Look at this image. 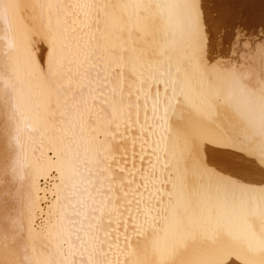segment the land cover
I'll return each instance as SVG.
<instances>
[{
	"label": "bare ground",
	"instance_id": "obj_1",
	"mask_svg": "<svg viewBox=\"0 0 264 264\" xmlns=\"http://www.w3.org/2000/svg\"><path fill=\"white\" fill-rule=\"evenodd\" d=\"M264 0H0V264H264Z\"/></svg>",
	"mask_w": 264,
	"mask_h": 264
},
{
	"label": "snow or ice",
	"instance_id": "obj_2",
	"mask_svg": "<svg viewBox=\"0 0 264 264\" xmlns=\"http://www.w3.org/2000/svg\"><path fill=\"white\" fill-rule=\"evenodd\" d=\"M264 79V77H262ZM260 113H261V123L262 127H264V87H261L260 89ZM262 143V158H264V139L261 141ZM261 229L264 231V218H262L261 221Z\"/></svg>",
	"mask_w": 264,
	"mask_h": 264
}]
</instances>
